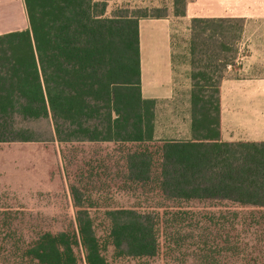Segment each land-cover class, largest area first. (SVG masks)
Wrapping results in <instances>:
<instances>
[{"label": "trees", "instance_id": "16d2710c", "mask_svg": "<svg viewBox=\"0 0 264 264\" xmlns=\"http://www.w3.org/2000/svg\"><path fill=\"white\" fill-rule=\"evenodd\" d=\"M106 1L22 0L27 28L0 34V142L34 141L22 124L48 118L60 146L106 144L87 154L60 149L69 192L68 203L61 194L63 228L37 230L24 241L27 264H147L166 238L180 244L162 224L184 218L190 208L182 203L264 211V141L219 139L218 86L236 55L237 20H189V137L156 138V101L139 93L137 21L164 15L120 7L107 15ZM173 2L182 5L174 15L183 16L185 0ZM117 193L156 199L107 203ZM212 239L227 243L216 228L201 244Z\"/></svg>", "mask_w": 264, "mask_h": 264}, {"label": "rangeland", "instance_id": "374dc122", "mask_svg": "<svg viewBox=\"0 0 264 264\" xmlns=\"http://www.w3.org/2000/svg\"><path fill=\"white\" fill-rule=\"evenodd\" d=\"M173 1L151 0L145 7L142 6L143 8H134L124 2L118 6L129 10L145 9L149 16L165 15L170 5L174 41L177 43L176 51L182 62L183 54L179 53L181 50L179 46L184 43L187 48L189 21L182 16L174 15L175 10H180L182 5L174 4ZM114 7L116 6L113 5L112 8ZM235 23L241 26V21L237 20ZM237 29L236 26L234 30ZM156 106L155 137L172 138L175 129L182 130L183 124L179 123L176 127L173 120H177L174 119L175 115L181 117L183 110L173 109L170 117L168 104L160 102ZM22 125L33 131L36 140L0 142V217L2 210L10 211L6 212L5 216L8 217H5L4 222L0 221V264H27L20 256L22 243L37 230L58 231L63 228L65 203L61 194L64 192L65 202L67 200L68 203L69 192L60 149L64 152L80 150L87 154L91 150L102 152L106 148V144L60 146L53 139L52 126L48 118L25 122ZM93 197L91 194V198ZM101 199L104 200V197ZM154 199L156 198L144 199L143 196L117 193L110 196L107 203L112 206H133L137 203L147 206ZM98 200L99 198H95L94 201ZM180 206L190 208L184 218L172 224L164 222L162 224L165 236L170 237L168 233L173 232L171 235L182 238L180 244H175L172 238L167 244L166 238L161 244L160 255L147 260V264H264L263 210L215 201L182 203ZM68 210L72 213L70 207ZM195 211L197 216L194 214ZM205 212L207 215H213V219H196L199 214L204 215ZM165 219L166 217L163 220ZM216 228L221 234V239L227 238V243L218 247L219 240L212 239L207 241V247L203 246L201 240L206 234L211 237ZM177 230L180 231L176 232ZM136 262L121 259L116 264Z\"/></svg>", "mask_w": 264, "mask_h": 264}, {"label": "crops", "instance_id": "0c3cea01", "mask_svg": "<svg viewBox=\"0 0 264 264\" xmlns=\"http://www.w3.org/2000/svg\"><path fill=\"white\" fill-rule=\"evenodd\" d=\"M151 0H107L105 14L129 3L145 7ZM115 5L116 7L112 8ZM142 7V8H143ZM172 7L161 17H141L137 21L139 53V93L143 99L168 104L174 116V139L189 137L188 92L190 64L184 43L177 54L172 25ZM184 15L241 21L235 42L236 55L219 82V139L226 142L264 141V0H185ZM22 0H0V34L27 28ZM156 104V105H157ZM157 107V106H156ZM156 116V115H155ZM156 117L154 133H156Z\"/></svg>", "mask_w": 264, "mask_h": 264}]
</instances>
